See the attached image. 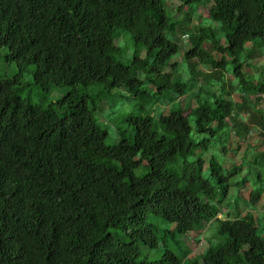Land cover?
<instances>
[{
	"label": "trees",
	"instance_id": "1",
	"mask_svg": "<svg viewBox=\"0 0 264 264\" xmlns=\"http://www.w3.org/2000/svg\"><path fill=\"white\" fill-rule=\"evenodd\" d=\"M178 3L179 12L210 5L208 19L219 24H200L196 35L188 34L187 64L197 58L212 68L223 66L203 47L205 41L234 57L264 55V0ZM179 24L166 13L164 0H0V46L21 68L35 65L41 89L68 87L62 98L43 106L18 95L21 74L0 78V264H264L255 215L218 218L222 212L215 204L243 169L227 155L231 129L242 138L251 126L264 134V81H250L237 70V107L223 86L219 93L199 86L194 107L178 103L156 115L158 104L194 87L174 77ZM116 30L129 32L136 47L127 62ZM218 31L226 37L223 47ZM90 85L108 92L124 86L141 108L147 104L146 115L127 118L132 140L106 142L96 106L78 91ZM235 108L245 109L250 120L235 117ZM209 151L207 178L203 155ZM254 152L262 164L249 197L255 204L264 193V151ZM150 215L174 229L162 228ZM213 220L223 242L201 260L168 248L157 260L139 259L141 244L159 246V233H199Z\"/></svg>",
	"mask_w": 264,
	"mask_h": 264
},
{
	"label": "rangeland",
	"instance_id": "2",
	"mask_svg": "<svg viewBox=\"0 0 264 264\" xmlns=\"http://www.w3.org/2000/svg\"><path fill=\"white\" fill-rule=\"evenodd\" d=\"M166 13L170 17H174L175 20L180 22L179 29H177V39L179 43V51L172 57V60L176 62V75L174 77L177 80L185 83L187 86H194L190 89L189 93L185 96H181L177 100L167 103L158 104L154 109V113L157 115L158 110L163 109L166 113L171 108L178 105V103L189 104L191 107L195 106V93L199 86L203 88H210L211 91L219 93L221 86L223 90L228 93V96L235 103L236 107L241 100V95L237 86H240L241 77L239 74L235 75L239 70L244 74L248 80L264 81V55L259 60L252 58L247 60L245 52L240 53L236 57L231 55L228 51H222L212 48V43L205 41L203 47L207 49L214 60L223 61L224 64L221 67L212 68L210 64H201L197 58L191 60L190 65L184 59V51L188 50L192 46V39L188 40V34L194 36L198 33V26L203 24L205 27L211 26L218 28L219 24L208 19L209 7L199 6L195 10L185 8L179 12L177 9L178 0H164ZM207 22L209 23H206ZM120 36L115 39L117 45L122 49L121 57L127 62L131 57L133 51H136V47L133 43L129 32L124 30H116V34ZM168 38H174L170 32H167ZM219 47L225 46L226 37L218 31L216 34ZM139 49V48H138ZM139 54L144 55V51L140 50ZM238 63L241 67H238ZM22 67V66H21ZM16 59L10 56L9 50L6 46H0V78H12L21 74V83L19 86L18 95L32 103L48 106L51 103L56 102L62 98L68 91L66 86H53L48 90L41 89L34 81L35 65L29 64L21 68ZM149 86V85H145ZM147 89H150L147 87ZM206 89L207 91H210ZM78 91L81 95L88 94L90 107L96 106L94 109V116L99 125L108 131L106 142L108 144H116L121 140H132L134 136L133 127L127 121V118L131 114L146 115L149 108L146 105L142 107V103L136 100L134 96L127 90L126 87H116L109 92L102 89L97 85H90L87 88L79 87ZM173 95V94H170ZM167 95L160 96L159 100L163 101ZM264 98V97H263ZM228 99V98H227ZM263 102H259V106H264ZM245 110V109H244ZM239 110L235 108L234 116H244L248 122L250 119L247 117V111ZM251 130L246 138H242L236 131L231 129L230 142H229V159L232 162L243 165V169L239 176L233 177L228 195L222 201L221 194L218 193L215 204L221 210L222 214L218 215V218H234L237 215L252 212L257 219L258 233L264 236V193L258 203H252L249 200L250 192L258 188V184L255 183V175L258 170L262 169V164L259 165L260 159L256 156V152L264 151V134L262 135L257 126H251ZM253 145H258L254 148ZM237 147V148H236ZM221 153V147L217 148ZM220 155V154H217ZM222 156L225 154L221 153ZM212 156V153L205 152L203 155L206 161V168L203 172L204 177L210 178L208 172V160ZM221 159V158H220ZM226 159V158H225ZM264 168V167H263ZM141 170H136V175H141ZM247 178L248 182L243 186L238 184L242 179ZM150 221L158 223L162 228L174 229V225L166 223L159 216H149ZM219 221H211L206 228L199 233L191 232L189 234H180L178 232L168 233L164 235V232L159 233V246L157 248H150L141 244L139 259H148L150 261L157 260L161 257L165 248L173 250L176 254L182 255L185 251L189 252L192 260H201L200 255L207 251L210 247L218 246L223 242V237L218 234ZM184 264H190L189 260H185Z\"/></svg>",
	"mask_w": 264,
	"mask_h": 264
}]
</instances>
